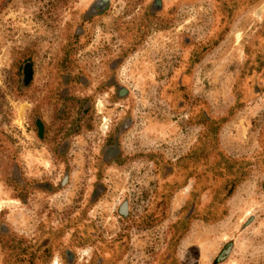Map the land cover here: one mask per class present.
Returning <instances> with one entry per match:
<instances>
[{
    "label": "rangeland",
    "instance_id": "rangeland-1",
    "mask_svg": "<svg viewBox=\"0 0 264 264\" xmlns=\"http://www.w3.org/2000/svg\"><path fill=\"white\" fill-rule=\"evenodd\" d=\"M0 264H264V0H0Z\"/></svg>",
    "mask_w": 264,
    "mask_h": 264
}]
</instances>
